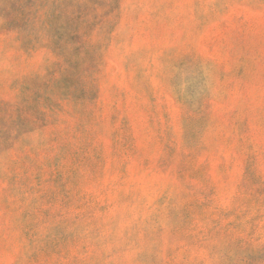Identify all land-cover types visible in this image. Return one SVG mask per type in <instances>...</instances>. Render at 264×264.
<instances>
[{"label": "rangeland", "instance_id": "374dc122", "mask_svg": "<svg viewBox=\"0 0 264 264\" xmlns=\"http://www.w3.org/2000/svg\"><path fill=\"white\" fill-rule=\"evenodd\" d=\"M0 264H264V0H0Z\"/></svg>", "mask_w": 264, "mask_h": 264}]
</instances>
